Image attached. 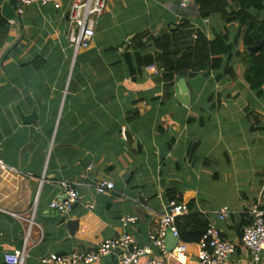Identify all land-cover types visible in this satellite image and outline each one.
Masks as SVG:
<instances>
[{
	"label": "crops",
	"instance_id": "crops-1",
	"mask_svg": "<svg viewBox=\"0 0 264 264\" xmlns=\"http://www.w3.org/2000/svg\"><path fill=\"white\" fill-rule=\"evenodd\" d=\"M59 3L18 14L17 0H0V158L15 171H0V264H15L4 255L22 247V264H45L50 253L86 252L124 233L150 248L144 259H165L150 236L171 199L235 244L223 264H252L241 236L251 209L264 211V89L258 94L238 77L218 92L230 78L211 71L199 74V92L189 88L183 104L171 90L190 78L166 89L145 62L156 52L151 38L184 22L207 37H234L239 24L200 19L192 0H108L90 45L74 52L70 0ZM229 64L238 69L237 59ZM99 180L113 190L97 193ZM61 181L80 193L68 215L49 207ZM223 207L229 214L220 219ZM125 216L136 220L124 224ZM177 241L167 235V250ZM186 249L195 260L197 243Z\"/></svg>",
	"mask_w": 264,
	"mask_h": 264
},
{
	"label": "built area",
	"instance_id": "built-area-1",
	"mask_svg": "<svg viewBox=\"0 0 264 264\" xmlns=\"http://www.w3.org/2000/svg\"><path fill=\"white\" fill-rule=\"evenodd\" d=\"M17 13L22 14L23 8L31 4L46 5L52 3L55 8L60 7L59 0H17ZM108 0H70L68 7L67 40L74 52L87 48L95 34L97 19L106 9ZM13 23V19L8 21ZM152 74H160V68L150 65ZM0 171L6 173L15 172L0 158ZM60 192L49 202V207L62 215H68L74 204L78 201L80 193L77 187L69 182H59ZM114 184L111 181L99 180L94 184L97 193L111 191ZM186 205L171 199L167 203V211L160 216L159 227L150 236L151 245L156 247L160 253L165 254V259L147 258L150 254L148 246L136 244L129 234H120L103 240L95 249L86 252L72 251L66 254L50 253L40 260L45 264H93L105 256L116 252L117 258L114 264H223L227 257L235 250V244L220 235L212 224L208 225L205 233L197 242L198 252L196 259L189 261L186 256V243L179 239L175 218L188 214ZM252 221L242 229L241 241L246 249L247 256L252 264H264V211L254 206L251 211ZM229 214L228 208L223 207L217 215L223 219ZM136 220L133 216L122 217L124 224ZM170 233L178 241L168 251L165 245V237ZM27 238V235L25 236ZM25 256V248L15 253H6V261L22 264Z\"/></svg>",
	"mask_w": 264,
	"mask_h": 264
},
{
	"label": "trees",
	"instance_id": "trees-1",
	"mask_svg": "<svg viewBox=\"0 0 264 264\" xmlns=\"http://www.w3.org/2000/svg\"><path fill=\"white\" fill-rule=\"evenodd\" d=\"M192 1L200 19L220 15L226 22H237L238 33L231 37L226 31L207 37L184 22L176 30L151 38L156 52L146 56V64L156 63L162 69L160 76L166 89L171 88L176 77L192 78L221 70L230 80L218 86V92L240 77L251 90L260 94L264 89V0ZM148 39L137 46L144 47ZM234 59L238 61L237 70L229 64ZM175 225L181 241L197 243L209 222L204 215L189 212L175 218Z\"/></svg>",
	"mask_w": 264,
	"mask_h": 264
},
{
	"label": "water",
	"instance_id": "water-1",
	"mask_svg": "<svg viewBox=\"0 0 264 264\" xmlns=\"http://www.w3.org/2000/svg\"><path fill=\"white\" fill-rule=\"evenodd\" d=\"M3 13H4L5 17L9 20L14 17L13 8L10 5H8L7 3H5L3 5ZM202 82H203V76L202 75H197V76L192 77L190 79L180 77L176 81L171 92H174L176 97L183 104H187L189 88H193L195 91L199 92L200 87L202 85ZM22 120L24 121V118H22ZM33 120H34V116L32 115V117L27 119L26 122L33 121ZM124 134H125V138H126L127 142L129 144H132L133 140H132L131 134L128 132H125ZM167 235L172 236L170 233H168ZM175 240H177V239L175 238Z\"/></svg>",
	"mask_w": 264,
	"mask_h": 264
}]
</instances>
